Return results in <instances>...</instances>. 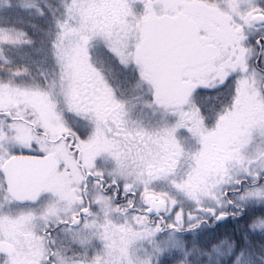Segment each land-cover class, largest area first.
<instances>
[{
  "label": "snow or ice",
  "instance_id": "snow-or-ice-1",
  "mask_svg": "<svg viewBox=\"0 0 264 264\" xmlns=\"http://www.w3.org/2000/svg\"><path fill=\"white\" fill-rule=\"evenodd\" d=\"M0 264H264V0H0Z\"/></svg>",
  "mask_w": 264,
  "mask_h": 264
}]
</instances>
